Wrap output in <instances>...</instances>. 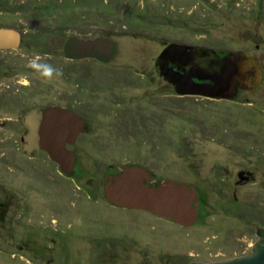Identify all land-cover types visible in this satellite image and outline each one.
Returning a JSON list of instances; mask_svg holds the SVG:
<instances>
[{
	"label": "rangeland",
	"instance_id": "374dc122",
	"mask_svg": "<svg viewBox=\"0 0 264 264\" xmlns=\"http://www.w3.org/2000/svg\"><path fill=\"white\" fill-rule=\"evenodd\" d=\"M1 25L23 40L0 52V200L10 204L0 264H191L251 252L264 228V79L232 100L179 97L155 63L187 44L248 52L264 74V0H0ZM70 36L110 39L113 59L76 61L80 78L66 76ZM74 91L95 111L74 151L77 172L64 177L33 147V128ZM42 164L54 180L35 179ZM118 166L197 189L196 223L113 206L104 188ZM16 190L12 204L4 199Z\"/></svg>",
	"mask_w": 264,
	"mask_h": 264
},
{
	"label": "water",
	"instance_id": "95a60500",
	"mask_svg": "<svg viewBox=\"0 0 264 264\" xmlns=\"http://www.w3.org/2000/svg\"><path fill=\"white\" fill-rule=\"evenodd\" d=\"M20 34L15 29H0V49L17 48ZM67 50L76 45L80 48V57H92L103 62L114 56V45L106 39L73 40ZM208 52L205 51V55ZM202 61L197 56L195 46L171 44L160 56L163 59L161 73L172 84L178 95H200L214 99H235L240 90H253L264 79L261 62L245 51H229L223 57ZM79 54V53H78ZM199 54V52H198ZM167 60L185 67L175 72L167 65ZM197 80V81H196ZM204 81H208L204 83ZM51 112L64 117H72L62 110L45 111V118ZM81 128L79 123L78 129ZM52 160L61 164L66 173L73 171L74 155L62 149L48 150ZM122 173L108 177L104 192L113 204L153 212L175 223L189 227L196 223L199 213L198 190L185 184L163 181L159 186H150V175L139 167L121 169ZM259 240L251 254L216 262H192L191 264H264V228H259Z\"/></svg>",
	"mask_w": 264,
	"mask_h": 264
},
{
	"label": "flooded vegetation",
	"instance_id": "af4514ba",
	"mask_svg": "<svg viewBox=\"0 0 264 264\" xmlns=\"http://www.w3.org/2000/svg\"><path fill=\"white\" fill-rule=\"evenodd\" d=\"M1 28L15 29L16 31H18L19 34H20V44H19V46L17 48L21 47L23 37H22L21 32L17 28L11 27L10 25H1L0 29ZM58 39H60L59 36H58V38L56 40H58ZM96 39H106V40L111 41L110 39H108L106 37H100V38L97 37V38H92L91 39V38H80L78 36H70L68 38V40L65 42L66 44L64 46V54H65V56H66V58L68 60L72 61V63L66 65V67L64 69V71L66 72L64 74L66 76L74 78V79H79L80 78L79 76H81V74H82V72H81L82 69L80 68L81 65L76 63V61H79V60L90 59V60H95V61L99 62V64H101V65H109V63L111 62V60L113 58L110 61H108V62H103V61H100V60H98L96 58H92V57H80L79 56L80 55V51H79L80 48L77 46V44L72 46L71 50H67L68 49L67 47H69L68 45H70L69 43L71 41H73V40L89 41V40H96ZM169 46H167V47H169ZM195 48L197 49V56L203 62L206 61V60H209V59H211L213 57L212 54L209 53L210 50L201 49V48H199L197 46H195ZM13 50L14 49H5V48H3V49H0V52H6L7 53V52H10V51H13ZM205 51L208 52L207 53L208 55L204 54ZM198 52H199V54H198ZM114 53H115V49H114ZM215 56L219 57V58L222 57L219 54H215ZM160 58L161 57L157 58L155 66H156V69L158 70L159 75L162 76L161 66L163 65L164 61H163V59L161 60ZM167 65H168L169 68L173 69L175 72L183 71L185 69V67L181 66V64L173 63L170 60H167ZM87 75H88L87 73L84 75L85 78H86ZM206 82H208V81H204V83H206ZM168 84H170V83H168ZM76 85H77L76 88H80L78 83ZM170 85H172V84H170ZM173 88H174V90L176 92V89H175L174 86H173ZM240 91H242V90H240ZM74 92H75L74 94H76V96H78V98L75 95H70L69 98L66 100V102H67L66 103L67 104L66 107L61 105V104L60 105L53 104V105H48V106L44 107V109L41 111L40 118L38 119V121L36 123V127L33 128L34 129V133L36 134L35 143L33 144V147H35L36 149H38L41 152H43L46 155V157L48 158V160L52 161V166H53L52 170H56V168H57L58 173L61 174L64 177H66V176H70L71 177V176L75 175V172H77V169H76V154L74 153V151L80 150L82 148L83 139L85 138V136H88L90 134V132L92 133V128L90 127V125H87V123L91 124L90 121H89L90 120L89 115L94 113V111H95V107H93L92 105H90V104H82L81 101L79 100L78 92L77 93H76V91H74ZM176 94H177V92H176ZM177 96H179V97H189V98H193V97L201 98V96H194V95H183V96H181V95L177 94ZM203 97L207 98L205 96H203ZM55 99H58V101H59L60 98L57 96V97H55ZM207 99H210V98H207ZM48 109L56 110V111L57 110L66 111V112L70 113V115L72 117H70V118L68 117L67 118V117L62 116L61 114L56 113V112H51L45 118L44 114H45V111L48 110ZM79 123L81 124V128L80 129H78ZM31 125L33 126L34 122H31ZM24 133H29V131L27 130ZM20 142L22 143V145H25V146H26V144H28V142L26 141V138L23 137V136L20 138ZM56 149H62V150H65V151H67L69 153H72L74 155V163H73V168L74 169H73V171L71 173H69V174L66 173L63 170L61 164H59L58 162L52 160L51 155L48 152V150H56ZM48 164L49 163L46 162L47 166H49ZM118 167L122 169L124 166H122V167L118 166ZM40 168H41L40 171H37V172L35 171V174L37 173V175H35V179H37L38 181H41V179L43 180L45 177L47 179H50V178L53 179V180L55 179L56 175H54L55 174L54 171H50V168H47L46 166L44 168L43 164L41 165ZM111 169H113V167ZM112 175L109 176V177H112ZM149 175H150V179L153 181L151 186H155L156 187V186H159L162 183L161 181H163V180H161L160 178L155 177L151 173H149ZM57 178H59V176H57ZM53 180H52V182H53ZM16 192H17V190L13 191L9 198H4V199H10V202L12 204L15 201V196H13V195L16 194ZM111 204L113 206L121 208V209L135 210V209H131V208L121 207V206L115 205L113 203H111ZM9 205H10L9 202H7L6 200H4V201L0 200V226H5L6 218H5V213H4L5 210H4V208H7ZM142 211H145V210H142ZM147 212H150V211H147ZM199 212H200V209H199ZM26 213H27V211L24 213L25 216H26ZM150 213L154 214L153 212H150ZM155 216H157V215H155ZM157 217H159V216H157ZM159 218L167 219V218H164V217H159ZM258 229H259V227L256 228V230H255V235L257 237L256 243L259 240V237L257 235ZM56 240L57 239L54 237L53 241L56 242ZM252 250H253V248H252ZM252 250H251V252H252ZM251 252L248 253V254L247 253L243 254V255H249V254H251Z\"/></svg>",
	"mask_w": 264,
	"mask_h": 264
},
{
	"label": "clouds",
	"instance_id": "9594fccd",
	"mask_svg": "<svg viewBox=\"0 0 264 264\" xmlns=\"http://www.w3.org/2000/svg\"><path fill=\"white\" fill-rule=\"evenodd\" d=\"M32 66L34 68H36L37 70L43 69L42 75L45 76V77H51L54 72L57 75H59V71L56 70V69H53L51 66H47V65H37V64H33Z\"/></svg>",
	"mask_w": 264,
	"mask_h": 264
}]
</instances>
